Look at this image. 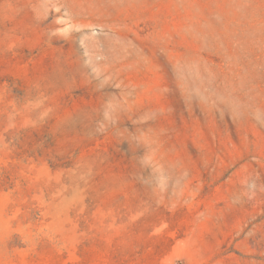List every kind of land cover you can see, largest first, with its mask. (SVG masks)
<instances>
[{"label": "rangeland", "instance_id": "374dc122", "mask_svg": "<svg viewBox=\"0 0 264 264\" xmlns=\"http://www.w3.org/2000/svg\"><path fill=\"white\" fill-rule=\"evenodd\" d=\"M0 264H264V0H0Z\"/></svg>", "mask_w": 264, "mask_h": 264}]
</instances>
